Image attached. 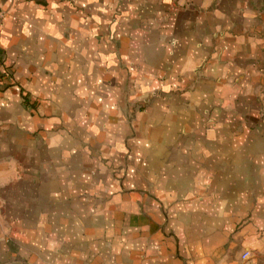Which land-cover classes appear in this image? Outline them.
I'll use <instances>...</instances> for the list:
<instances>
[{"label":"crops","instance_id":"obj_1","mask_svg":"<svg viewBox=\"0 0 264 264\" xmlns=\"http://www.w3.org/2000/svg\"><path fill=\"white\" fill-rule=\"evenodd\" d=\"M263 88L264 0H0V264H264Z\"/></svg>","mask_w":264,"mask_h":264},{"label":"rangeland","instance_id":"obj_2","mask_svg":"<svg viewBox=\"0 0 264 264\" xmlns=\"http://www.w3.org/2000/svg\"><path fill=\"white\" fill-rule=\"evenodd\" d=\"M263 91H264V88H263V90H262V93H263ZM262 93H261V96H260L261 109H262ZM261 114H262V115H263V117H264V112H263V109H262V112H261ZM130 189L132 190V185H131ZM246 253H249V252H246ZM244 255H245V254H244ZM244 255H243V258H246V257H244ZM247 257H249V255H248Z\"/></svg>","mask_w":264,"mask_h":264},{"label":"built area","instance_id":"obj_3","mask_svg":"<svg viewBox=\"0 0 264 264\" xmlns=\"http://www.w3.org/2000/svg\"><path fill=\"white\" fill-rule=\"evenodd\" d=\"M262 109H263V112H264V91H263V93H262ZM249 255V253H246L245 255H244V257H247Z\"/></svg>","mask_w":264,"mask_h":264}]
</instances>
